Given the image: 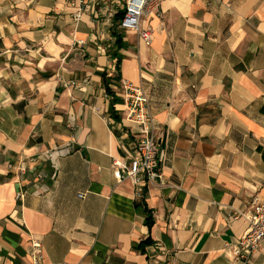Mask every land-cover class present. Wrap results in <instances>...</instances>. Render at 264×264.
<instances>
[{
    "label": "crops",
    "instance_id": "0c3cea01",
    "mask_svg": "<svg viewBox=\"0 0 264 264\" xmlns=\"http://www.w3.org/2000/svg\"><path fill=\"white\" fill-rule=\"evenodd\" d=\"M71 1L0 0V264H31L32 239L43 264H245L239 213L264 199V0H163L154 43L124 34L118 70L112 27L90 5L75 24ZM102 74L114 97L140 87L163 135V185L140 196L113 177L122 102Z\"/></svg>",
    "mask_w": 264,
    "mask_h": 264
},
{
    "label": "built area",
    "instance_id": "2783aa9c",
    "mask_svg": "<svg viewBox=\"0 0 264 264\" xmlns=\"http://www.w3.org/2000/svg\"><path fill=\"white\" fill-rule=\"evenodd\" d=\"M163 0H73L72 20L78 23L85 9L90 5L94 19L101 20L104 26L112 27L115 39L124 34H132L144 48H150L155 41L150 19L159 17V9ZM117 16L119 19L116 21ZM78 47L82 41H75ZM116 97L122 102V107L116 111L122 127L119 137V149L122 158L113 160L111 170L118 181H128L140 196L142 190L158 184L163 185L164 153L161 148L163 135L154 125L148 99L138 86L124 81L117 85ZM39 159H30L26 165L19 167L21 173L35 171ZM81 198V194H78ZM21 199L22 194L17 193ZM247 228L233 246L237 261L247 264L264 245V199L253 198L247 204V209L239 213ZM31 264H43V248L40 240L32 239L29 246ZM70 264V263H63Z\"/></svg>",
    "mask_w": 264,
    "mask_h": 264
},
{
    "label": "trees",
    "instance_id": "16d2710c",
    "mask_svg": "<svg viewBox=\"0 0 264 264\" xmlns=\"http://www.w3.org/2000/svg\"><path fill=\"white\" fill-rule=\"evenodd\" d=\"M118 19H119V18H116V21H117ZM124 48H125V45L122 44V42H121V37L118 36V37L116 38L115 50L113 51V53H112V55H111V57H114V58L117 60V62H116V64H115V68H116L117 70L119 69V64H120V61H121V59H122V57H121L120 54H118V53H119L120 50H122V49H124ZM101 78H102V84H103V87H104L105 92L107 93V95H112V97H113V98H112V104L114 105V104L119 103L118 98L114 97V96H113V93H112L111 90H110V87H109V85H108L109 78L106 77L105 74H102V75H101ZM115 79L118 80L117 77H116ZM111 117L113 118V120L118 121V117L115 116V113H114L113 110H112V112H111V114H110V118H111ZM141 202H142V207L144 208V210L142 211V213H143V215H144V223H145V225H146L148 228H151V226H152L151 212L145 208L144 200H142ZM137 207L139 208L138 205L136 206V208H137ZM150 244H151V241H150V239L148 238V239L142 241V242H141L140 244H138V245H132V249H133L134 251H138V252H142V253H143V251H144V247H146V246H148V245H150Z\"/></svg>",
    "mask_w": 264,
    "mask_h": 264
}]
</instances>
